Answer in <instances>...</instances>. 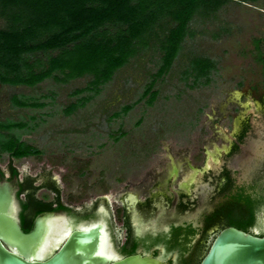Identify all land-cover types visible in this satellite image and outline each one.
<instances>
[{
    "label": "rangeland",
    "instance_id": "1",
    "mask_svg": "<svg viewBox=\"0 0 264 264\" xmlns=\"http://www.w3.org/2000/svg\"><path fill=\"white\" fill-rule=\"evenodd\" d=\"M1 11L0 30L18 26L10 10ZM174 25L160 20L148 44L138 45L129 63L97 90L92 75L66 82L51 77L35 87L0 84V124L13 125L0 128V169L10 176L12 164L20 180L33 179L38 188L53 177L67 196L132 192L143 180L151 189L155 177L166 182L174 162L182 169L172 187L192 176L204 180L235 132L264 119V0H229L216 12L196 14L171 69L157 76L161 43ZM56 54L39 52L28 61L39 71ZM196 59H209L214 68L196 78ZM152 83L158 94L150 103L144 93ZM14 96L43 106L19 107ZM10 138L40 154L13 157L2 148ZM258 208L257 224L264 201Z\"/></svg>",
    "mask_w": 264,
    "mask_h": 264
},
{
    "label": "flooded vegetation",
    "instance_id": "2",
    "mask_svg": "<svg viewBox=\"0 0 264 264\" xmlns=\"http://www.w3.org/2000/svg\"><path fill=\"white\" fill-rule=\"evenodd\" d=\"M259 122L250 121L235 132L230 145L220 151L218 168L206 171L204 180L192 176L176 187L172 184L182 169L176 162L168 167L166 182L155 177L151 189L143 180L132 192L130 188L117 195L80 192L74 197L62 193L53 177L38 188L33 179L20 180L13 166L10 176L0 169V183L14 187L22 230L27 234L41 230L31 260L47 262L74 239L73 234L87 233L94 240V257H84L83 244L75 239L70 264H127L132 256L140 257L135 264H201L223 230L233 227L253 233L258 226V202L264 201L260 192L264 187V119ZM250 142L260 144L262 152L253 147L250 162L235 161ZM251 220L249 229L241 227Z\"/></svg>",
    "mask_w": 264,
    "mask_h": 264
},
{
    "label": "trees",
    "instance_id": "3",
    "mask_svg": "<svg viewBox=\"0 0 264 264\" xmlns=\"http://www.w3.org/2000/svg\"><path fill=\"white\" fill-rule=\"evenodd\" d=\"M228 1L0 0L2 14L10 10L9 14L18 22V26L0 30V84L35 87L51 77L66 82L92 75L90 84L97 90L129 63L138 52V45L148 44L147 36L158 22L169 18L175 25L168 29L161 43L162 65L157 76H163L176 60L195 15L216 12ZM107 26H114L116 31L110 33ZM55 51L57 54L50 55L39 71L28 61L39 52ZM212 68L214 64L209 59L194 60L196 78L208 75ZM152 89L153 83L144 93V96L150 95V103L158 94ZM13 102L19 107L43 106L28 104L17 96L13 97ZM73 108L71 106L67 112ZM130 109L128 105L123 110ZM12 126L0 124V128ZM2 148L15 158L40 154L39 150L16 138H10ZM253 222L241 227L249 229Z\"/></svg>",
    "mask_w": 264,
    "mask_h": 264
},
{
    "label": "water",
    "instance_id": "4",
    "mask_svg": "<svg viewBox=\"0 0 264 264\" xmlns=\"http://www.w3.org/2000/svg\"><path fill=\"white\" fill-rule=\"evenodd\" d=\"M255 146V142H250L247 147H243V154L237 156L235 161L250 162V154H255L252 150ZM257 161L262 163V160ZM40 232L39 228L29 234L22 230L17 218L14 187L8 182L0 183V264H70L68 260L74 254L75 239L81 240L84 257H94L92 235L75 233L74 239L67 242L51 260L33 261L30 256L33 246L39 241ZM138 258L140 257H129L125 263L135 264ZM147 263L158 264L156 261ZM201 264H264V211L260 214L258 226L253 233L233 227L223 230Z\"/></svg>",
    "mask_w": 264,
    "mask_h": 264
},
{
    "label": "bare ground",
    "instance_id": "5",
    "mask_svg": "<svg viewBox=\"0 0 264 264\" xmlns=\"http://www.w3.org/2000/svg\"><path fill=\"white\" fill-rule=\"evenodd\" d=\"M258 148H259V150H258ZM260 148H261V145L260 144H258L257 146H255V150H256V152H258V153H261L262 151L260 150ZM252 150H254V149H252ZM260 151V152H259ZM264 153V152H263ZM252 156V155H251ZM262 157V156H261ZM255 158H256V156H255ZM262 159V158H261ZM246 163V162H245ZM250 169V168H249ZM255 169V168H254ZM247 171V170H246Z\"/></svg>",
    "mask_w": 264,
    "mask_h": 264
}]
</instances>
